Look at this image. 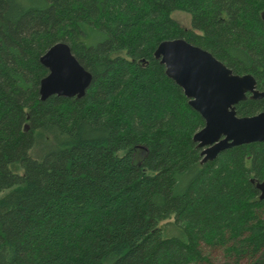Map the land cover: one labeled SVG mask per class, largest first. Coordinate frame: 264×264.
Instances as JSON below:
<instances>
[{
  "label": "trees",
  "instance_id": "trees-1",
  "mask_svg": "<svg viewBox=\"0 0 264 264\" xmlns=\"http://www.w3.org/2000/svg\"><path fill=\"white\" fill-rule=\"evenodd\" d=\"M263 10L264 0H0V264H213L209 248L264 264V142L201 163L204 120L153 55L183 38L263 90ZM57 42L92 76L81 98L39 97V59ZM235 111H264V98Z\"/></svg>",
  "mask_w": 264,
  "mask_h": 264
},
{
  "label": "water",
  "instance_id": "water-1",
  "mask_svg": "<svg viewBox=\"0 0 264 264\" xmlns=\"http://www.w3.org/2000/svg\"><path fill=\"white\" fill-rule=\"evenodd\" d=\"M260 16L264 22V10ZM153 55L204 120V126L193 135V141L201 149V163L214 160L233 146L264 142V111L252 116H238L235 111L236 104L248 95L252 99L264 98V89L256 87L252 75L234 74L209 51L183 38L161 41ZM39 60L48 70L39 82L42 101L52 95L84 96L92 76L77 61L67 43L53 44ZM256 188L259 199H264V181L256 183Z\"/></svg>",
  "mask_w": 264,
  "mask_h": 264
},
{
  "label": "rangeland",
  "instance_id": "rangeland-1",
  "mask_svg": "<svg viewBox=\"0 0 264 264\" xmlns=\"http://www.w3.org/2000/svg\"><path fill=\"white\" fill-rule=\"evenodd\" d=\"M172 17L176 19L182 26L189 28L190 27V15L183 11H174L172 12ZM261 216L264 217V210L261 213ZM206 256L209 257L213 264H220L224 261H228L230 264H247V259L243 257H236L233 254L226 253V251L221 248H209L204 250Z\"/></svg>",
  "mask_w": 264,
  "mask_h": 264
}]
</instances>
